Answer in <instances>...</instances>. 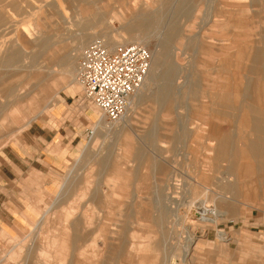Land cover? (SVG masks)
Instances as JSON below:
<instances>
[{
    "label": "rangeland",
    "instance_id": "obj_1",
    "mask_svg": "<svg viewBox=\"0 0 264 264\" xmlns=\"http://www.w3.org/2000/svg\"><path fill=\"white\" fill-rule=\"evenodd\" d=\"M182 1H190L191 6L185 12L188 15L179 16L175 9ZM0 4V14L4 12L0 18V59L11 42L25 55V60L21 57L14 67L0 64V173L7 170L11 151L25 147L22 134L34 123L55 130L67 124L72 126L77 116L76 129L94 128L83 120L81 110L85 107L93 113L94 121L100 112L82 100L81 86L76 83L57 91L56 96L61 95L65 101L60 119L42 114L19 129L24 117L33 114L27 104L35 94L34 91L27 95L32 84L42 82L48 73L59 77L55 53L71 57L75 75L81 52L91 40L101 38L103 32H112L118 33L117 44L130 43L125 42L126 32L132 31L144 33L140 42L135 43L144 46L151 59L147 83L132 95L133 103L128 104L118 120H102L106 127L93 129L89 137L79 133V138L67 146L65 158L54 155L49 165L42 160L46 183L37 195L9 196L4 200L0 194V227L4 223L10 230L2 236L0 228V264H69L64 255L63 262L56 259L68 245L59 248L55 241L59 230H66L61 229L62 223L68 224L77 214L85 221L83 232L87 241L77 246L79 257L72 264H168L170 260L175 264H264V233L260 231L264 224V174L240 176L227 160L205 157L209 135L206 128L213 120L236 138V146L241 134L237 129L239 114H229L224 121H217L208 109L211 88L217 93L223 90L222 69L212 63V54L225 48L223 40L234 37L233 30L241 31L228 28L231 22L217 15L215 0H0ZM234 4L228 6L231 13L224 15L239 18L246 25L264 19V1L241 0ZM160 16L161 26L155 29L152 26ZM171 20L176 22L179 32H185L178 46L174 39H165ZM262 21L260 26L250 29V38L258 47L264 46ZM142 23L149 26L145 28ZM30 24L29 32L24 33L22 28ZM128 26L133 29L128 30ZM85 32H90V37L81 45L79 34ZM42 35L49 39L48 45L38 43ZM22 43L26 44V51L21 49ZM78 46L82 47L79 53L74 50ZM14 71L16 77L11 76ZM32 73L35 75L31 78ZM49 82L44 80L37 89L42 90ZM68 87L77 92L67 96L62 91ZM3 90L8 91L6 97H2ZM155 92H166L167 107L153 100ZM22 99L23 106L19 107L16 101ZM53 102L49 100L43 107L54 108ZM70 136L71 133L68 139ZM58 143L56 153L60 147H66ZM42 151L45 153L46 148ZM110 164L116 165L120 173L116 186H112L115 173L109 169ZM62 182L57 196L55 191ZM203 202L212 213L205 216L214 221L199 220L194 214L193 207ZM72 204L75 211H66ZM78 204L91 205L77 212L81 209ZM25 205L37 211L48 207L50 210L40 222L28 226ZM222 230L230 238L221 240L217 233Z\"/></svg>",
    "mask_w": 264,
    "mask_h": 264
},
{
    "label": "bare ground",
    "instance_id": "obj_2",
    "mask_svg": "<svg viewBox=\"0 0 264 264\" xmlns=\"http://www.w3.org/2000/svg\"><path fill=\"white\" fill-rule=\"evenodd\" d=\"M262 1H264V0H262ZM189 2L190 1H182L181 4H179L178 7H176V9H175L176 13L175 14L179 15V16L181 14L188 15L189 12L186 14H185V12L187 10L190 11L189 10L190 8L188 6V5H190ZM240 2H241V0H232V1L231 0H215L216 6H217V13H218L217 15L218 16H225V18L231 22V26L228 28H231V29H237V28L240 29L241 28V31L239 30L240 31L239 32V31L233 30L232 36H234L235 38L232 37V38L228 39L226 42H224V40H223V43H224L223 45L225 48H222L218 52H215V54H212V63H214L217 67L219 66V68L222 69L221 71L223 73L222 74L223 76L221 77L222 82H220V83H222L221 88H223V90L221 92L217 93V92L213 91L214 88H211L210 93H208L209 102H211V106H209L208 109L211 110L210 116L212 118H217V121H220L221 119L223 120L224 117H226V116L228 117L229 114H233V113L239 114L237 129L239 128V131L241 134L240 135L236 134V135H238L237 136V146H236V145H234V141L236 142V138L233 137L228 132V130H226V129L224 130V129L219 128L220 124L218 126V123L213 120L210 123V126H208V128H206L209 131V135L206 137V141L208 142V144H207L208 146L206 147V151H207L206 153L207 154L205 157L207 159H213V160H216L218 158H223L224 160H227L232 165V168L231 167L230 168L234 171V173L238 172L239 175L241 176V173H246V174L248 173L251 175V174H255V173L260 172L261 174H264V46L258 47V45H255L256 41H254L253 39L250 38V29L254 26H260L263 23L262 20H264V19H262L263 17L258 18L257 20H255L253 22V24H247L246 25L239 18L224 15L225 13H231V10L228 6H232L234 3H240ZM0 6H2V5L0 4ZM246 8H247V6H246ZM248 9H249V7H248ZM251 9H252V7H251ZM236 12H238V11H236ZM3 13L4 12H2L0 14V18H1V15H3ZM3 18H5V17H3ZM131 18H133V17H131ZM161 20H162L161 16L157 17V20L155 21V24L152 27L155 29H159L161 26ZM0 21H3V19ZM28 21L29 20H27V22ZM2 23H4V22H2ZM5 23H7V21ZM139 23H141V21H139ZM139 23H137V24H139ZM88 24L90 25L89 21H88L87 25ZM79 25H82V24L79 23ZM135 25H136V22H135ZM31 26H32L31 24L24 26L22 28V30L24 29V33L25 32L28 33ZM141 26L147 28L149 25L142 23ZM3 28H6V27H3ZM127 29L132 30L133 26H128ZM183 33H185V32L183 31ZM183 33L179 32V29H178L176 22L174 20H171L169 22V24L167 25V31L165 33V39L166 38L167 39H174L175 45L178 46L181 44L179 42V40L183 36ZM38 35H39V33H38ZM79 35H80L79 36V43L81 45H83L84 43L87 42L88 38L90 37V32L89 33H86V32L81 33ZM117 35H118V33L103 32V33H101L100 36H101V39L105 42V44L109 48H112L111 46L114 47L115 44H117V41H118V39L116 38ZM143 35H144L143 32L128 31V32H126V41L125 42H130V43L140 42V39L143 37ZM35 38H36V36L34 37V39ZM194 39H196V38L194 37ZM13 40H15V38ZM28 40H30V39H28ZM47 40L49 41V39H47V36L42 35V37L38 39V43L40 45L45 46L47 44ZM35 41H36V39H35ZM34 42L32 41V43H34ZM170 43H169V45H170ZM120 44H122V43H120ZM80 46H78V48L74 49V50H76L78 52V50H80L82 48ZM172 48L175 50L174 47H172ZM21 49L23 51H26L27 50L26 44L22 43ZM172 54H173V52H172ZM54 55H56V56H54L53 59L56 60L58 67L60 68L59 72H58L59 77L56 79L53 76H49L48 75L49 73H48L47 76H45L43 78L42 82H39V83L33 82L34 84H32V87L28 91L27 95L31 94L34 91H35V94H33V96H31L28 101L25 100V101H27L29 110L30 109L33 110L37 107L44 108L43 106H45V104L49 103V100L54 101L53 102L54 106H57L60 103V98H58V96H56L57 91L66 85H72V84L78 83V81L76 80V74L73 75L74 68L71 65L72 64L71 57H69V55H61L60 52L55 53ZM21 57H23V56H22V53L20 51V48H18L16 46V44H13L11 42L8 49L5 50L3 56L1 57L0 64H2L4 66L14 67L19 61H21ZM24 57H25V55H24ZM24 57H23V59H24ZM27 57H29V56L26 55V58ZM247 62H249V64H246ZM22 66H24V65H22ZM25 67L28 68L29 65H25ZM25 67H24V69H26ZM149 68H151V66ZM241 71H243L245 73H241ZM36 72L39 73L38 70H36ZM16 74L17 73L14 71L13 73H11V76L16 77ZM19 75H17V76H19ZM21 75H23V72L21 73ZM21 75H20V77H21ZM34 75L35 74L32 73V75H30V77L32 78V77H34ZM72 75H73V77H72ZM26 78H27V76H26ZM44 80H50L51 82H49L47 86L43 87L42 90L40 89L41 90L40 91L39 88L37 89V87L39 85H41ZM147 81H148V79L146 76L143 83H142V86L145 85L147 83ZM7 84H9V83L7 82ZM168 84H169V82L167 83V86H168ZM11 87H12V85H11ZM18 87H20V86L18 85ZM10 92H11V89H10L9 93ZM7 95H8V91L3 90L2 91V97H6ZM133 100H134V98L132 99V97H131L129 100V103H131V101L133 103ZM153 100L155 102L159 103V105L161 107L166 106L168 103L166 92H155L153 94ZM22 101H24V99L16 101L17 105L19 107L23 106V103L21 104ZM169 103H170V101H169ZM7 105H8V103H7ZM7 105H6V107H7ZM2 106H4V105H2ZM165 109H167V108H165ZM19 113L21 114V112H19ZM100 115H101V113L99 114V116L94 121V128L93 129H95V131H97L99 129V127H101V126L106 127V122L104 123V121H102L105 118L102 115H101L102 116L101 117ZM22 116H21V119H23ZM232 120H233V118H232ZM208 123H209V120H208L207 124ZM103 127H101V128H103ZM233 132H235V130ZM227 161H225V162H227ZM228 162H227V164H228ZM97 163H98V161H97ZM120 165H121V163H120ZM109 169L115 173V176L112 177V181H114V183H113V185L112 184L111 185L116 186L117 185L116 179H118L120 177L119 170L117 169L116 165H112V164L109 165ZM228 177H225V178H226V180L229 181L230 178H228ZM257 181H256V183H257ZM258 184H259V182H258ZM240 187H241V185H240ZM240 193L242 194V192H240ZM252 196H253V192H252ZM203 201L206 202L205 200H203ZM204 202L199 203L198 206L193 207L194 208V210H193L194 214L196 216H198L197 219H199V220L214 221V219L205 216V214L211 213V211L209 210V207H207V205H206L207 203L205 204ZM215 210H213V212L215 211L214 214L217 215V213H216L217 209H215ZM47 211H49V210L47 209ZM97 215H99V214H97ZM211 215H212V213H211ZM89 218H91V217H89ZM88 222L89 221H87L86 223H88ZM84 223H85V221H84ZM96 231H97V229H96ZM186 234H188V233H186ZM217 236L219 238H223V236H224L223 231L218 232ZM183 244H185V243H183ZM187 251H188V249L186 247L183 251V255L186 256ZM168 264H175V262H174V260H170V262Z\"/></svg>",
    "mask_w": 264,
    "mask_h": 264
},
{
    "label": "crops",
    "instance_id": "obj_3",
    "mask_svg": "<svg viewBox=\"0 0 264 264\" xmlns=\"http://www.w3.org/2000/svg\"><path fill=\"white\" fill-rule=\"evenodd\" d=\"M69 88V87H68ZM64 92L67 96H72L77 91H73L72 89H65ZM70 92V93H69ZM61 98V103H59L57 106L53 107H47L40 108V110L35 111L32 110L30 113H33L32 115L28 116L26 115L24 119L22 120L23 123L19 126V129L25 127L29 122L33 119H36L42 114H47L51 119H60L61 114L64 111L65 107V101L64 98L59 95ZM58 108V109H57ZM84 110H81L83 113V120L86 121V123H89L91 127H94V115L88 111L85 107H83ZM57 109V110H56ZM6 111V110H5ZM39 114V115H38ZM22 116V115H21ZM9 116L6 115V118L8 119ZM74 117V116H73ZM31 118V119H30ZM69 117L68 119H70ZM77 116L73 120H75L73 125L67 124L66 126H60L57 129H48V127H45L41 123H34L30 125L26 131L22 134V142L25 147H19L15 151L12 152V157L10 156L8 158L9 164L6 165L7 170L5 172L0 173V194L5 197L4 200H7L9 196H35L38 193V190L41 189V186L46 183V175H45V167L43 166L42 160L44 159V162L46 164H51L53 162L52 156L54 155H61L62 157L67 156L68 147L69 144H72L76 138H79V133L85 134L87 136V130L90 129V127H83L82 129H76V124H78V121L76 120ZM79 119V118H78ZM29 120V121H28ZM28 121V122H27ZM71 133V138L68 139L69 134ZM58 142H62L66 145L63 147H60L59 153H56L55 148L56 145H59ZM50 144V146L46 147ZM85 145V144H83ZM81 145V147L83 146ZM27 147V148H26ZM46 148L45 153L42 151ZM81 149V148H80ZM80 152V150H79ZM45 155V156H44ZM44 156V157H43ZM78 156V155H77ZM11 174V175H10ZM62 183L58 185L57 190L55 191L58 194L60 193L62 189ZM59 191V193L57 192ZM56 196V197H57ZM56 200V198H55ZM77 205V204H76ZM80 205L81 209H77V212L83 211V209L86 206H90L89 204H78ZM8 208V207H7ZM50 208V207H49ZM44 209L43 211H37L32 206L25 205L24 209V215L28 218L27 219V225L30 226L33 223H38L42 219V217L47 212V209ZM74 204H72V207L67 209L66 211H75L73 210ZM77 208V206H76ZM1 210V209H0ZM12 210V209H11ZM1 223V222H0ZM1 225V235L6 236L10 232L8 225ZM84 220L80 217L79 214H77V217H75L72 221L68 222V224H63L61 229H66L65 231H61V233L65 234L64 237L60 233V230L58 232L59 238L55 241L56 245L60 248V245H68L67 250L63 251V253H59L61 256L56 257L57 261L63 262V255L66 256L67 263L72 264V260L75 257H79L77 254L78 251V245L79 244H85L87 241L86 234L84 235ZM223 231V230H222ZM260 231L264 233V224L260 228ZM224 232V231H223ZM81 234V235H80ZM57 235V234H56ZM15 238V236H13ZM13 237H7L10 239H13ZM230 238L226 232H224L223 238H220L221 240H227ZM48 243H51V239L48 241ZM60 252V251H59ZM83 256V255H82ZM76 264V263H73ZM94 264H103L100 262H96Z\"/></svg>",
    "mask_w": 264,
    "mask_h": 264
},
{
    "label": "built area",
    "instance_id": "obj_4",
    "mask_svg": "<svg viewBox=\"0 0 264 264\" xmlns=\"http://www.w3.org/2000/svg\"><path fill=\"white\" fill-rule=\"evenodd\" d=\"M149 51L137 43L109 48L101 38L82 50L76 66V80L82 100L95 106L108 121L118 120L132 95L141 87L150 67ZM93 129L87 130V136Z\"/></svg>",
    "mask_w": 264,
    "mask_h": 264
}]
</instances>
